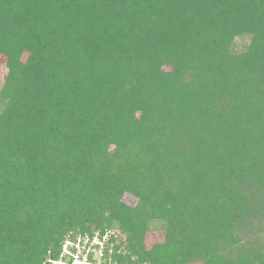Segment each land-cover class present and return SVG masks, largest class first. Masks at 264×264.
<instances>
[{
    "label": "trees",
    "instance_id": "16d2710c",
    "mask_svg": "<svg viewBox=\"0 0 264 264\" xmlns=\"http://www.w3.org/2000/svg\"><path fill=\"white\" fill-rule=\"evenodd\" d=\"M0 57V264H264V0H0Z\"/></svg>",
    "mask_w": 264,
    "mask_h": 264
},
{
    "label": "built area",
    "instance_id": "2783aa9c",
    "mask_svg": "<svg viewBox=\"0 0 264 264\" xmlns=\"http://www.w3.org/2000/svg\"><path fill=\"white\" fill-rule=\"evenodd\" d=\"M114 232L99 233L75 240L68 239L62 246V258L52 264H112L111 250L107 249Z\"/></svg>",
    "mask_w": 264,
    "mask_h": 264
},
{
    "label": "rangeland",
    "instance_id": "374dc122",
    "mask_svg": "<svg viewBox=\"0 0 264 264\" xmlns=\"http://www.w3.org/2000/svg\"><path fill=\"white\" fill-rule=\"evenodd\" d=\"M4 63H5V60L4 58L0 57V80L3 81L5 79V76H6V70H5V67H4ZM162 232L161 230H157V231H153L151 232L150 236H149V240H151L152 242L154 241H157L159 240L161 237H162Z\"/></svg>",
    "mask_w": 264,
    "mask_h": 264
}]
</instances>
